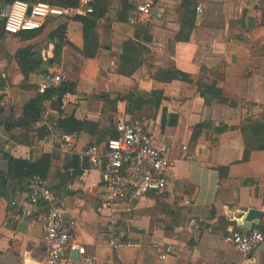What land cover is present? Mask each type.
<instances>
[{"label":"crops","instance_id":"1","mask_svg":"<svg viewBox=\"0 0 264 264\" xmlns=\"http://www.w3.org/2000/svg\"><path fill=\"white\" fill-rule=\"evenodd\" d=\"M125 1L108 0V13L98 25L123 38H133L137 28L148 24L152 42L142 43L150 51L144 56V65L132 77L118 74L119 57L107 45L106 37L93 62L95 67L79 56L74 79H67L63 69L70 46L63 50L60 71L65 72L66 80L77 82L78 87L75 94L68 96L59 117L96 124L67 137L73 148L67 144L54 147L44 120L34 124L28 133L22 128L6 130L8 124L22 117L24 105L38 96L44 74L31 76L28 85L21 87L24 78L15 61L0 67L9 85L0 92L4 103L0 113V171L7 176L10 172L4 159L6 154L37 166L45 161L47 166L42 169L46 171L49 166L57 169L59 175L53 174L50 188L76 219L75 239L86 252L79 258H73L71 253L61 264H84L85 256L93 257L98 264H234L246 259L264 264V244L244 255L225 242L229 231L237 228L228 221L234 211L239 207L264 210V128L260 126L257 133H251L253 127H246V131L240 127L243 120L264 113V47L249 44L250 31L264 23V0H156L149 17L138 16L135 4L127 1L135 8L131 18L136 17L138 23H120L122 30H116ZM199 6L200 14L196 11ZM67 32L70 42H82L81 23L68 22ZM35 43H24L16 51ZM52 50L53 46H49L46 54L51 56ZM172 66L189 75L194 83H165L154 78L161 77ZM213 81L218 82L223 96L233 106L205 104L197 83ZM132 90L143 94L162 91L165 100L159 109L149 104L127 114L126 101L118 102L114 110L96 98L105 93L112 100ZM132 119L143 121L154 145L166 149L172 161L171 177L164 192L126 202L133 211L121 216L116 236L124 245L115 252L106 233L102 209L108 194L102 169L87 162L75 170L73 161L94 143L103 145L115 133L118 122ZM206 121L234 127L220 135L215 156L213 137L206 131L198 141H192L195 126ZM24 136H28L30 144L22 142ZM184 146L187 151H183ZM186 154L192 155L191 161L185 159ZM215 167L228 169L229 193L224 200L216 199L220 173ZM246 181L250 183L244 185ZM28 194L15 179H9L2 189L0 264H43L46 259L41 226L20 217L18 206H11L15 201L19 206L40 210L42 205H30ZM178 198L189 199L191 207L180 208ZM228 206L233 209L229 211ZM192 219L201 220L205 228L189 224ZM169 244L173 245V252L161 262L160 256Z\"/></svg>","mask_w":264,"mask_h":264},{"label":"built area","instance_id":"2","mask_svg":"<svg viewBox=\"0 0 264 264\" xmlns=\"http://www.w3.org/2000/svg\"><path fill=\"white\" fill-rule=\"evenodd\" d=\"M135 4L140 17L152 15L156 6V0H127ZM100 0H80L76 8H62L53 6L47 2L36 0L34 2L15 1L2 9V29L7 35L13 36L27 31L44 29L52 21L65 19V22L74 21L77 16H90L95 11V6ZM197 13H202L199 6ZM131 24H137L138 19L132 17ZM48 56V53L45 54ZM45 57V59H47ZM66 80L63 70L57 74L44 75L39 85L38 93L45 94L49 89L59 88ZM0 98L2 95L0 94ZM58 101V95H54L44 109V123L49 131L51 144H67L73 148L68 136L58 128L59 113L52 104ZM2 106L4 105L1 102ZM117 137L109 138L103 145L94 143L79 154L81 165L87 162L94 168L102 169L108 194L102 205L105 212V228L109 236L110 245L118 252L124 243L116 236L117 228L122 214H131L133 209L127 205V201H138L150 193H162L170 183L172 161L167 156L166 149L154 145L147 125L138 119L120 121L116 124ZM183 151L188 148L184 146ZM187 161L192 160V155L186 154ZM74 170H72L73 172ZM28 201L30 205L39 209H29L27 206H19L17 202H11V206H18L20 217H26L42 228V243L45 248L46 259L43 264H61L66 256L73 252L85 255V249L81 248L75 239L77 221L70 216L67 210L59 203L55 192L44 184L42 179H36L32 184ZM177 205L180 208H189L192 202L186 198H178ZM202 221L192 219L189 224L198 225L202 229L205 225ZM225 242L237 252L249 255L259 246L264 244V222L251 233L238 230L229 233ZM127 245H131L128 243ZM173 245L165 248V253L160 256L161 262H165L168 255L173 252ZM84 264H98L93 257H83ZM234 264H257L254 259H246Z\"/></svg>","mask_w":264,"mask_h":264},{"label":"trees","instance_id":"3","mask_svg":"<svg viewBox=\"0 0 264 264\" xmlns=\"http://www.w3.org/2000/svg\"><path fill=\"white\" fill-rule=\"evenodd\" d=\"M17 0H0L1 10L7 5H11ZM26 2H34L36 0H18ZM47 2L53 6L62 7V8H76L79 5L80 0H41ZM108 0H100V2L95 6V11L90 16H77L75 21H81L84 24L85 32V46L82 50L83 56L89 60L90 63L95 61V58L99 54V51L103 49V37H106L109 40L107 44L111 51L119 57V66L118 74L125 77H132L143 65H144V56L149 53V49L142 43L152 42V36L149 34L148 24L144 25L140 29H136L133 38L122 37L116 31L107 29L103 30L99 27L98 23L102 22L104 17L108 13L109 4ZM125 7L119 15V21L115 24L116 30H122L120 23H129L131 18V13L135 11V8L128 4L127 0L125 1ZM1 30L3 35H6L2 29V20H0ZM68 23L64 22L57 26L56 29L51 31L47 38L46 47H42L41 44H29L26 47L19 48L13 55L14 61L16 62L19 70L24 78L23 84L21 87L28 85L30 77L39 73L42 74H57L60 70L63 50L66 46H73L68 38ZM43 34V29L38 31H27L22 32L12 37L18 38L23 43H30L38 39ZM250 40L249 44L251 46L262 45L264 47V23L255 26L250 31ZM133 35V36H134ZM142 35L143 38H142ZM10 36V35H9ZM141 39V40H138ZM49 46H53L52 55L45 56L46 52L49 51ZM45 57L47 59H45ZM94 63H93V65ZM46 68V70H44ZM163 74V75H162ZM161 77L156 75L154 78L165 83H171L175 80H181L188 83H194L192 78L179 71L172 66L167 71L163 72ZM159 79V80H158ZM7 78L0 73V92H3L8 87ZM77 82L64 80L62 85L57 89H49L45 94H38L37 97L29 100L23 107L22 117L12 124H8L6 127L7 131H11L15 128H22L26 133L31 131V127L44 120V109L46 104L52 99L54 95H58V101L52 104V107L58 111L62 112L63 107L65 106L66 100L70 94H75L77 90ZM198 91L201 97L204 99L205 104L210 106L214 103L231 105L234 104L227 100L223 96V90L220 88L217 81L212 83H197ZM96 98L102 102L108 103L110 106L116 110V105L118 102L126 101L127 114H132L134 111L142 109L145 105L152 104L154 108L159 109L163 100H165L164 93L161 91H155L152 93H141L136 90H132L126 96H117L114 99H110L109 96L105 93L99 94ZM2 98H0V113L3 112V106L1 104ZM253 127L251 133H257L259 130L258 127L262 126L264 128V113L257 118H247L242 121L240 127L242 131H246V127ZM96 127L95 123L89 121H79L75 117L61 119L58 121V128L63 134L67 136H73L79 134L83 131L90 130ZM46 128V127H45ZM234 127H229L226 125H216L212 121H206L202 124L195 126L192 136V141L196 142L206 131L210 136L211 143L213 145V155L215 156L216 147L219 142V137L221 134L226 131L232 130ZM256 129V130H255ZM93 132V131H92ZM118 133L116 132L111 136V138L117 137ZM22 142L27 144L29 143L28 136H24ZM4 159L9 163L10 172L5 175L0 171V191L7 184L9 179L18 180L23 192L30 191L31 185L35 182V177L39 176L44 184L48 187L52 186L54 177L53 174L57 171L53 166H49L46 170L42 169L46 167L45 161H40L37 165L32 163L24 162L13 158L11 155H4ZM80 162L79 158L75 157L73 161V166L75 170L79 168ZM46 169V168H45ZM220 173V183L219 190L217 193V200H224L228 193L229 188L226 189L227 184L230 182L228 178V169L215 167ZM74 170V171H75ZM59 173L56 172L55 176H58ZM250 182H244V185L249 184ZM254 183H256L254 181ZM258 183V182H257ZM0 193V194H1Z\"/></svg>","mask_w":264,"mask_h":264},{"label":"rangeland","instance_id":"4","mask_svg":"<svg viewBox=\"0 0 264 264\" xmlns=\"http://www.w3.org/2000/svg\"><path fill=\"white\" fill-rule=\"evenodd\" d=\"M1 12L2 10H1V4H0V15H1ZM65 21H66L65 19H60V20L50 22V24L43 29V34L33 42H36L35 44H41V46L45 48L48 43L47 38H48L49 33L53 31L54 29H56L58 25L64 23ZM78 23H81L83 25V37H82L81 43L78 41L75 43L71 42L73 46H70L67 51L68 56L66 59V65L63 67V69L65 70L67 74V79L69 77H72V79L75 78L74 75H76L75 71L77 72V70H74V68L75 66H78L77 69L79 70V64L81 61L80 57L83 59L85 58L82 53V50L85 46L84 24L81 21H78ZM25 44L22 43L18 38L9 36L7 34L3 35L2 30L0 28V67L7 65V64L11 65L12 62L14 61V57H13L14 52L19 46H22Z\"/></svg>","mask_w":264,"mask_h":264},{"label":"water","instance_id":"5","mask_svg":"<svg viewBox=\"0 0 264 264\" xmlns=\"http://www.w3.org/2000/svg\"><path fill=\"white\" fill-rule=\"evenodd\" d=\"M228 208L229 211L233 209L231 206H228ZM263 219L264 210L239 207L238 210L236 212L234 211L232 216L228 219L229 222L235 223L237 228H234L229 232L233 233L241 230L246 233H251L254 229L261 226ZM72 257L79 258V253L73 252Z\"/></svg>","mask_w":264,"mask_h":264}]
</instances>
